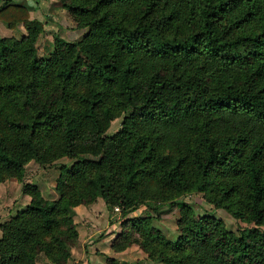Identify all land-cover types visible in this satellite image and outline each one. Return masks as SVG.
Wrapping results in <instances>:
<instances>
[{"label":"trees","instance_id":"trees-1","mask_svg":"<svg viewBox=\"0 0 264 264\" xmlns=\"http://www.w3.org/2000/svg\"><path fill=\"white\" fill-rule=\"evenodd\" d=\"M59 2L83 32L54 34L43 55V22L0 2L6 27L26 31L0 35V181L14 177L29 195L0 221V264H63L76 204L99 196L124 216L190 189L256 226L234 236L179 201L175 241L148 215L127 218L132 241L162 264H264V0ZM62 156L56 199L24 181L28 160Z\"/></svg>","mask_w":264,"mask_h":264},{"label":"rangeland","instance_id":"rangeland-1","mask_svg":"<svg viewBox=\"0 0 264 264\" xmlns=\"http://www.w3.org/2000/svg\"><path fill=\"white\" fill-rule=\"evenodd\" d=\"M13 1L24 5L31 18L43 22V30L37 39L38 55L45 54V47H48L54 34L72 40L80 37L83 32V28L75 27V20L69 11L61 6L59 0ZM25 32L21 24H17L15 28H8L0 20V35L18 37ZM119 124L120 116L113 118L105 133L111 134L119 127ZM70 161L71 159L62 156L41 166L30 159L24 164L23 179L36 184L43 197L56 199L58 193L54 189V184L55 177L59 173V164L68 165ZM20 186L21 183L14 177H5L0 181V221L8 219L16 211L23 209L28 202L29 195L22 193ZM179 201L188 204L190 216L193 219L202 215L220 219L226 230L234 236L246 233L249 228L256 226L246 218H236L222 208L213 207V204L204 198L202 192L195 189L181 191L173 196L168 195L164 199L158 197L149 199L146 203L128 211L124 216L118 209L107 208L101 197L97 196L86 204L80 203L70 207L76 237L70 247L71 255L63 264H110L107 256L116 259L111 264H162L148 257L147 251L132 241V238L140 237V235L137 232L131 234L128 231L129 222L126 220L148 215L149 225L158 228L166 241L173 242L180 233L177 227V220L180 217ZM257 227L264 230L262 226ZM159 247L165 251L171 250V246L167 243L159 244ZM44 261L46 259L38 257L35 264H43Z\"/></svg>","mask_w":264,"mask_h":264},{"label":"built area","instance_id":"built-area-1","mask_svg":"<svg viewBox=\"0 0 264 264\" xmlns=\"http://www.w3.org/2000/svg\"><path fill=\"white\" fill-rule=\"evenodd\" d=\"M116 209V208H115Z\"/></svg>","mask_w":264,"mask_h":264}]
</instances>
